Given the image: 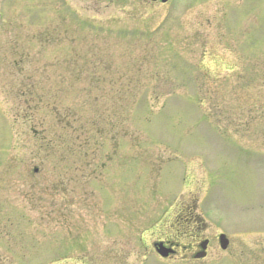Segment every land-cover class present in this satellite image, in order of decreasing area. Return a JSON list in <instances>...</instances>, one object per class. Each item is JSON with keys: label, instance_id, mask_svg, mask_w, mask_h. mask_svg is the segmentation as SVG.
Segmentation results:
<instances>
[{"label": "rangeland", "instance_id": "1", "mask_svg": "<svg viewBox=\"0 0 264 264\" xmlns=\"http://www.w3.org/2000/svg\"><path fill=\"white\" fill-rule=\"evenodd\" d=\"M187 205L175 264H264V0H0V264H138Z\"/></svg>", "mask_w": 264, "mask_h": 264}, {"label": "flooded vegetation", "instance_id": "2", "mask_svg": "<svg viewBox=\"0 0 264 264\" xmlns=\"http://www.w3.org/2000/svg\"><path fill=\"white\" fill-rule=\"evenodd\" d=\"M172 222H175L174 224L171 223V226L175 229V233L151 240L149 243L151 246L149 245L148 251L137 253L136 259L138 260V264H157L155 259L159 256L156 252H154L153 244L155 242H161L166 249L170 250L166 258L159 257V259L163 262L175 264L182 261L192 263L203 260L196 259L195 255L202 250L201 244L204 240H207L205 257L207 258L213 242L210 238L204 236L205 226L202 221L194 215L190 208L185 207L179 210V212L175 215V220ZM140 254L143 256L139 257ZM116 255L121 256L120 254ZM147 255H152V258L146 257ZM145 258L147 261H144ZM122 264L126 263L123 262Z\"/></svg>", "mask_w": 264, "mask_h": 264}, {"label": "water", "instance_id": "3", "mask_svg": "<svg viewBox=\"0 0 264 264\" xmlns=\"http://www.w3.org/2000/svg\"><path fill=\"white\" fill-rule=\"evenodd\" d=\"M219 241H220L221 247H222L223 249H225L226 246H227L228 240H227V238H226V236H225L224 234H220V236H219ZM157 251H158V253H160L162 256H166V251H165L162 247L159 248V249H157ZM204 255H205V254H204V252H203V253L199 254L198 256H199V257H202V256H204Z\"/></svg>", "mask_w": 264, "mask_h": 264}]
</instances>
